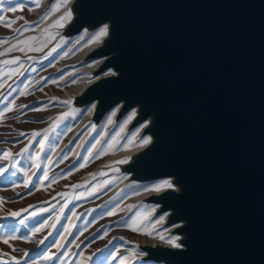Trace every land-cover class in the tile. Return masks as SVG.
Here are the masks:
<instances>
[{
    "label": "water",
    "instance_id": "water-1",
    "mask_svg": "<svg viewBox=\"0 0 264 264\" xmlns=\"http://www.w3.org/2000/svg\"><path fill=\"white\" fill-rule=\"evenodd\" d=\"M69 10L64 36L111 30L82 61L106 58L90 73L112 76L73 102L99 99L95 124L121 101L113 124L138 106L126 132L153 119L151 145L116 174L180 187L140 204L183 223V248L138 244L141 261L264 264V0H74Z\"/></svg>",
    "mask_w": 264,
    "mask_h": 264
},
{
    "label": "rangeland",
    "instance_id": "rangeland-1",
    "mask_svg": "<svg viewBox=\"0 0 264 264\" xmlns=\"http://www.w3.org/2000/svg\"><path fill=\"white\" fill-rule=\"evenodd\" d=\"M67 2L52 0L41 8V0H0V264H137L131 251L137 244L126 245V237L154 235L136 215L139 202L125 214L135 183L113 196L112 184L123 175L104 183L127 158L107 164L97 181L86 178L124 152L128 136L113 137L115 124L101 135L103 118L80 125L88 105L62 97L80 82L82 72L72 70L88 63L67 64L77 54L75 47L65 48L78 34H62L70 10L45 21ZM104 74L89 73V80Z\"/></svg>",
    "mask_w": 264,
    "mask_h": 264
},
{
    "label": "bare ground",
    "instance_id": "bare-ground-1",
    "mask_svg": "<svg viewBox=\"0 0 264 264\" xmlns=\"http://www.w3.org/2000/svg\"><path fill=\"white\" fill-rule=\"evenodd\" d=\"M47 1L48 0H41V8L47 4ZM73 1L74 0H69V2L63 5L64 7L54 10L53 11L54 15L51 17H48L45 21L48 23L52 19L60 16L62 13H64L68 9V7L71 5V3H73ZM82 33L83 32H81L80 34L72 38L68 42L67 48H65L66 49L65 51H68V50H71L72 47H75L76 48L75 52H77L76 56L72 60H70V62H68L67 64L81 61L87 54L91 53L97 47L101 46L104 39L109 38L111 36V30L109 29V22H105L99 27H97V29H95L91 34L87 35L86 39L84 40H80V36L82 35ZM105 60L106 58L97 57V58L88 60L87 61L88 63L83 64L82 66H79V69H73L72 70L73 72H76V71L82 72L80 75V82L74 89L65 93L62 97H64L65 99L73 98L77 95L82 94V92H84L86 88L93 85L94 83L102 79L103 77L112 76V70L106 69V71H104L105 74L100 76V78H97L92 81L89 80V73L91 71L96 70L98 67H100ZM99 105H100V100L96 99L95 101L90 103L85 108V110L81 114L80 125L84 124L85 122L89 121L92 118L94 111L96 110V107H98ZM123 105H124L123 101H121L117 103L116 105H114L112 108L108 109V111L103 117L102 125L99 128L101 135H106L109 133V129L111 125H113L116 115L120 111V109L123 107ZM67 106L68 105L66 104H61V109L66 111L68 108ZM137 114H138V106L132 107L126 111V113L118 121V123L113 125L116 127L115 130L113 131V137L119 138V137H122L123 135L128 136V138L126 139L123 145V148L125 151L118 153L116 155H113L107 158L106 160H104L103 162H101L100 164H98L86 178H88L89 180L91 179L93 181L94 180L97 181V179L101 177V173L103 172L102 170L105 168L107 164L112 163L115 159H118V158H127L132 155H137L138 153L143 151L146 147H149L151 145L153 137L150 133H146L145 130L150 124L153 123L152 117L142 120L136 127H134L129 132H126L129 125H131L135 121ZM136 141H138V143L134 146L133 149H130L132 143ZM74 174L77 175V171L76 173L74 172ZM74 174L71 172L69 174V181H66V182H69L68 183L69 185H67L69 186V189L71 188L70 181L73 179V176H75ZM115 175L116 173H113V176L105 178L104 183L105 182L111 183L112 182L111 178L114 177ZM130 175L131 174H128L127 176H123L119 182L112 184L113 186H112V191L110 193V196H113L120 191V188L123 187L124 182L128 179ZM171 180H172L171 177H164V178L154 179V180H151L145 183H135L133 185L135 186V188H133L131 191L134 197L126 203L125 214L127 215L129 213H132L131 211H133L135 207V203H138V202L140 203L144 199L150 198L155 195H160L168 190L180 191V187L178 184L168 185V183L171 182ZM66 184L63 183V184H60V186L64 187L66 186ZM36 190L39 192H43V191H47V188L45 189L38 188ZM68 193H70V190ZM141 205L142 206L136 215L140 216L142 220L150 224V228L154 235V238L147 240V239H138V238H131V237L125 236L126 240L124 242L126 243V245L130 246L131 243H133L137 245L138 244L143 245V246L148 245L152 247H156L158 245V246L170 248V249L183 248L181 240L184 238V236L175 232L176 229L179 228L183 223H177V224H172V225L167 224L169 212L155 215V211L158 210L159 204H151L150 206H147V204L141 203ZM161 240H164V242H161ZM135 248L131 247V251L136 252V256L138 260L137 264H139L140 262H142L140 258L146 257L147 252L140 251L139 249L137 248L135 249ZM146 264H166V263L156 262L152 259H149L146 261Z\"/></svg>",
    "mask_w": 264,
    "mask_h": 264
}]
</instances>
